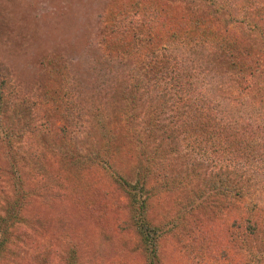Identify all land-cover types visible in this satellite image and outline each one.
Masks as SVG:
<instances>
[{
    "label": "rangeland",
    "instance_id": "obj_1",
    "mask_svg": "<svg viewBox=\"0 0 264 264\" xmlns=\"http://www.w3.org/2000/svg\"><path fill=\"white\" fill-rule=\"evenodd\" d=\"M149 1L0 0L1 99L8 113L22 111L26 131L10 146L0 143V198L5 199L0 219L6 210L11 213L16 194L8 158L16 162L28 194L10 226L4 264L151 263L132 230L127 199L113 182L133 183L146 164L132 136L140 132L151 155L146 167L153 185L142 217L165 232L157 264L246 263L243 246L229 238L227 222L250 209L264 222V47L250 34L241 44L231 42L235 55L224 40L231 32L242 37L244 20L264 19V0ZM216 4L223 8L216 11ZM147 13L155 16L148 18L152 30L177 36L150 52L136 34L133 51L107 54L102 37L110 29L130 33ZM216 30H225L224 50L199 38L206 32L216 36ZM232 58L235 66H224ZM158 59H169L161 76L150 68ZM195 78L209 91L219 119L248 120L231 133L234 149L239 148L230 154L226 145L215 154L223 134L219 138L212 129L205 141L179 125V118L191 114L185 104L195 100L183 82L188 80L189 89ZM120 94L136 98L126 103L133 130L118 112L124 108ZM181 105L184 115L175 110ZM157 108L163 110L154 129L143 134L142 123ZM21 131L14 128L17 135ZM158 145L166 158L160 162L153 156ZM38 168L43 178L29 176ZM86 168L94 170L89 178ZM215 176L224 180L223 188H208Z\"/></svg>",
    "mask_w": 264,
    "mask_h": 264
},
{
    "label": "trees",
    "instance_id": "obj_2",
    "mask_svg": "<svg viewBox=\"0 0 264 264\" xmlns=\"http://www.w3.org/2000/svg\"><path fill=\"white\" fill-rule=\"evenodd\" d=\"M149 3H154V1L150 0ZM123 7H125V5ZM215 8L216 11H219L220 9L223 8V6L216 4ZM142 16H144V14ZM156 16L161 17L162 15H160L158 11L156 12ZM151 17H155V16H151ZM151 17H148V13H147V15H145V17L140 19V21L136 19L135 21H138L135 24L136 27H133L130 30V33H123L125 31L124 30L121 35H117L115 30L110 29L108 33L102 37L103 48L105 49L106 53L116 54L119 53L120 50L128 51V52L133 51L132 48H136L134 44L136 42L135 40L136 34L140 35L137 41H145V43H147L145 44L144 47L145 51H150V50L152 51V49L158 48L162 42H165L170 39L172 40L175 36H177L176 33L172 31H169L167 33L166 31L162 32L161 31L162 29L152 30L155 25L153 23H150V21H148L149 20L148 18ZM195 20L196 19L194 18V22H193L194 24L196 23ZM235 21L236 20L234 19V22ZM157 23L161 24L160 27H163L162 21L158 20ZM244 25L247 32L241 30L240 32L242 33H240V35H242V37H238V35L237 37H235L234 36L235 33L231 32V34L228 33L226 35L227 38L225 39L224 38L225 34H223L225 30L224 31L216 30L214 31L216 36L208 37V34L206 32L204 35H202L203 37H199V38H201V40H203L205 44H208L209 47H213L215 49L220 48V50H224L222 46L223 38L225 39L224 41L226 42L230 41L229 44L230 46H232L231 42H235V43L239 42V44H241L242 41L245 40L248 37V35L251 34V36H254L255 40H259L260 43H263V47H264V19L260 18L257 21L256 20L251 21V19H248L247 21L244 20ZM105 26L109 27L110 25L107 24ZM230 49H233L235 55H237L236 47L232 46L229 48V50ZM229 50L225 51L226 53H228L227 56L233 54ZM212 53L214 54L213 49H212ZM215 57L218 59L220 57V54L215 55L214 58ZM233 59L234 58H232L229 61V63H226L224 66H227V68L230 67L229 65L234 67L235 62L233 61ZM168 63H169V59H164V60L158 59L156 61V65H152L150 68L153 67L155 71V76H161L164 75L165 73L164 71L166 70L167 68L166 65ZM235 68L239 71H242L241 66L238 67L236 66ZM158 78L159 77H157V79ZM190 81L192 80L190 79ZM201 83L202 81L200 80V78H195L194 87L192 86L191 88L189 87V89H187L189 86L188 80L183 82V85H187V88L185 90H189L186 91L185 93L190 92L192 95L194 93L195 100H194V104L191 103L190 105H188V103L185 104L188 111L187 113L191 112V114L189 113L183 118H179L180 119L179 125L182 128L184 127L191 128V130L194 131V136L202 135V137L204 136L203 140L205 141L209 140L207 136L210 133H208V131H212V129L214 130V135L218 136L219 138L220 135L223 134L224 135L223 142L220 145V147L215 151V154L224 151L223 146L225 145L227 146L225 148V151L229 152L230 154L232 153L233 150L239 148L237 147L234 149L233 146L236 145V143L235 144L233 143V134L231 133L239 128V124H241V128H244L242 126L246 125L248 120L244 122L243 120H245L246 118H240V117H236V118L222 117L221 119H219L218 117H220L219 116L220 114L217 112L218 108L216 107V104H214L213 100L210 98L208 94L209 91L207 92L206 88L204 87V84L202 87H199ZM238 86L241 87V83H239ZM181 90L183 93V88ZM242 91L245 92L246 89H243ZM2 94H3L2 90H0V143H2L4 146H10L11 141L15 136L19 138L26 133L24 129L25 126L23 125V121H24L23 118L25 116H23L24 114H21L22 112L21 110H14L8 113V108L6 104H4L6 106L4 110L3 101L1 99ZM119 100H121V102L124 104V108H121L120 111H118V112H122V115H125L124 119H122V122L126 123L128 128L129 129L131 128L133 130L134 128L132 127V124L134 117L128 116L129 110L127 109L129 106L126 105V103L128 101V103L132 105L133 100L136 101V98L133 95L128 94V96L124 97L123 94H120ZM185 106L181 105L176 107L175 108L176 113H179L181 111V115H184L185 114L184 109L186 108ZM162 110L163 109L161 108H157L156 112L148 113L144 122L142 123V128L145 127L143 129L144 130L143 134L147 131H152L154 129L157 118H159L160 114L162 113ZM217 118L218 120H216ZM205 125L208 126L205 127ZM14 128L15 130L21 129L22 131L17 135L14 133ZM170 128L172 129L171 126ZM187 132L189 131L185 130V133ZM132 136L135 138L134 141H137L138 143L141 144L140 147H135L136 150L139 149L142 150L139 155V158L141 157L143 161L147 164L148 157L150 158L151 155L147 156L146 153L148 152L144 150L146 149V145H144L145 142L143 140L142 133L141 132L139 134L133 133ZM120 142L122 145H126L127 149L129 150L130 148H133V146L126 144L123 140ZM159 147L160 145H158L157 148L154 150L153 156L155 157L156 160L160 162L166 160V158H165V152H161V150H159L160 149ZM241 148L244 149L246 147H241ZM7 160H8L7 174H8L9 183H11L10 186L12 189V193L15 192L16 194L14 198H12L13 202L11 199V207H10L11 213H9L6 210L2 217L3 219H0L1 221L0 222V264L5 263L3 258L5 257L6 253L3 252V250L5 249L7 250V247L9 246L8 237L11 235L10 226L12 225V221L13 219H16L19 207L24 204V200L28 196V194L24 192V189L22 187V183H24L25 180L23 181L20 175V171L18 174L17 170L15 169L16 162L14 160H10L9 158ZM146 164L141 169L140 173L138 174L137 178H135L133 183L129 184L128 182L120 178H119L120 181L115 180L113 182L117 184L116 187L124 193V196L127 199V202L129 204L128 207L130 208L129 222L131 224L132 230H134V233L137 236L139 242L142 244L143 248L145 249L146 254L148 253L150 257L149 259L151 263L148 262L147 264H157L159 263V259L157 257L159 238L162 234H165V232H163L162 228L160 227H154L149 225L147 222L143 220L142 217V215L145 213L148 200L149 199L151 200L153 197L152 194H150L153 187V185H150L151 178H147V175L149 174L151 175V172L148 171L149 167L147 168ZM35 170L36 171L32 173L30 172L29 176H31L32 178L39 176L44 177V175H42L43 173L42 168H38ZM85 171H86V175L89 174L88 176L89 178L91 176L90 174H93L94 170L91 171V173H89V169L86 168ZM216 178L217 177L215 176V179ZM222 180L223 179H220L218 177L216 181L212 180L208 182L207 183L208 188H211L212 190H215L217 188L218 189L223 188L224 180L223 181ZM149 186L151 188H148ZM36 195L39 196V193H37ZM97 195H98V191L94 192L92 196H97ZM2 200L4 201L5 199L0 198V201ZM16 207H18V209H16ZM13 211L15 212L14 214H12ZM227 231L229 233V238L231 239V242L233 243L238 242L243 246V250L246 252L245 264H260V262L264 260V222H261L259 220V218L255 214V210L253 209L244 210L238 219L234 221L232 220V222H227ZM247 241L248 243L253 242L254 245H247L246 244ZM255 244H259V247L255 246ZM66 264H72V263L69 261Z\"/></svg>",
    "mask_w": 264,
    "mask_h": 264
}]
</instances>
